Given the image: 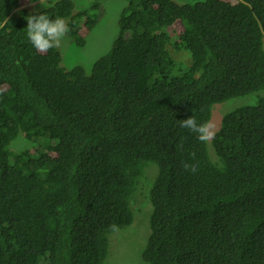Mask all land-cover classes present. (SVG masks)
<instances>
[{"label": "trees", "instance_id": "1", "mask_svg": "<svg viewBox=\"0 0 264 264\" xmlns=\"http://www.w3.org/2000/svg\"><path fill=\"white\" fill-rule=\"evenodd\" d=\"M20 3L0 0V264L94 262L112 225L134 223L144 178L152 213L142 264H264V0H129L91 74L66 70L65 47L37 55L25 31L26 17L45 12L66 21L70 48L82 47L76 26L97 22L82 0H49L39 12L16 11ZM192 115L217 120L214 140L180 127ZM20 135L44 137L47 149L12 154ZM73 147L106 152L121 177L97 181Z\"/></svg>", "mask_w": 264, "mask_h": 264}, {"label": "rangeland", "instance_id": "2", "mask_svg": "<svg viewBox=\"0 0 264 264\" xmlns=\"http://www.w3.org/2000/svg\"><path fill=\"white\" fill-rule=\"evenodd\" d=\"M47 1L49 0H43L41 3ZM169 1L172 2V4L177 8L178 4L186 5L188 7H195L196 4L206 0ZM82 3L85 9L81 11L86 13L89 17L96 19V25L91 31H88L86 23L84 22L81 24L80 20L76 26V29L78 30L79 34L84 37V45L82 47H77V49H72L69 45L71 39L66 36L61 46L58 48H62L61 51L63 52L65 47V53L63 57L66 66L64 67L67 71H70L74 67L80 66L84 68L86 71L85 73L91 74L94 63L102 56L110 52L114 42L116 41V38L119 36V21L124 12L128 10L129 0H97V2H95V0H84L83 2L82 0ZM24 9L35 11L36 6L31 0H22L19 10ZM182 31L183 29L180 25V22H178L169 29V34L170 36L178 38V35L182 33ZM181 68L185 67L181 66ZM261 95H264V92L261 93ZM257 98V94L252 97L237 98L222 105L220 108L230 111L246 103H254ZM217 123L218 122L216 120L213 124L216 126L218 125ZM43 138L29 141L23 135H20L10 145L9 151L12 154H17L24 150H28L32 155H37L36 152H34L35 145ZM41 151L44 150H40L39 152ZM150 167L157 169L156 165L153 164H151L149 168ZM46 171L47 170H40L38 174L42 175ZM143 182V187L146 190L150 181L149 179L145 180V178L141 180L137 191L133 196L134 199L132 200V207L135 211L134 223L128 227H116L113 229L108 237L109 243L106 247H100L95 252L93 255L95 261L92 262L90 259V264H142L139 254L145 246L144 242L150 236L149 216L152 213V203L149 192L146 194V192L143 193L141 190V185ZM139 195L141 197H139L137 203L134 204L136 201L135 197L137 198ZM145 198H147V200ZM147 202H149V204H147ZM148 211L149 214H147Z\"/></svg>", "mask_w": 264, "mask_h": 264}, {"label": "clouds", "instance_id": "3", "mask_svg": "<svg viewBox=\"0 0 264 264\" xmlns=\"http://www.w3.org/2000/svg\"><path fill=\"white\" fill-rule=\"evenodd\" d=\"M22 1V0H21ZM32 1V0H31ZM43 0H33L32 2L36 6V10H41L44 8V3H41ZM216 1V0H215ZM48 2V1H47ZM41 3V4H40ZM186 6L178 4V7ZM19 11V8L16 9ZM15 12V11H14ZM39 12V11H38ZM14 13H12L13 15ZM12 15L9 16L7 21L12 18ZM27 27L25 29L27 34V39L30 44L33 46L32 50L38 55L46 56L48 51L52 48H58L61 46L64 38L67 36L69 32V28L67 26L66 21L61 17L50 18L45 12L36 13L29 15L26 17ZM178 23V22H176ZM175 23V24H176ZM23 60V58H22ZM24 64L28 68H32L28 63L23 60ZM69 128L74 124L69 122ZM179 125L181 128L189 130L191 133L196 135V138L202 143H208L215 139L216 128L215 125L211 122L198 123L195 117L192 115L191 117L180 120ZM75 135H78L75 134ZM76 156L77 162L81 169L92 174L96 177L97 181L99 179V175L104 176V182L107 178H120L122 173L116 168L113 158L107 154L106 152L94 149L88 156L82 157L79 154V149L73 147ZM43 145L37 143L35 145V151L37 155H32L34 158H37L41 152L40 150H46ZM192 159H195V153L192 154ZM184 170L195 173L198 168V163H189L187 161L182 163ZM154 170L156 168H150L149 170ZM138 185H135V191H137ZM133 193V194H134ZM123 195V191L121 189L117 190L116 196ZM113 229L116 228L115 225L111 226ZM96 251L91 253L90 255H94ZM72 260V259H71ZM70 263V261L68 262ZM90 264V263H86Z\"/></svg>", "mask_w": 264, "mask_h": 264}]
</instances>
